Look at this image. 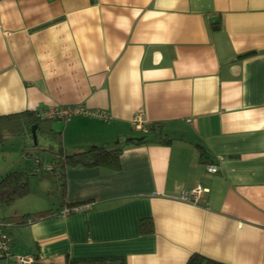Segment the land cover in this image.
I'll return each mask as SVG.
<instances>
[{
    "label": "crops",
    "instance_id": "crops-1",
    "mask_svg": "<svg viewBox=\"0 0 264 264\" xmlns=\"http://www.w3.org/2000/svg\"><path fill=\"white\" fill-rule=\"evenodd\" d=\"M77 106L88 113L51 119L65 152L118 149L120 168L68 169L46 209L91 207L11 228L14 255L264 264V0H0V115ZM138 113L156 138L133 129ZM145 135L154 141L128 142ZM11 140L0 175L33 162ZM197 185L208 191L196 204L179 199ZM31 194L0 217L41 211L26 208Z\"/></svg>",
    "mask_w": 264,
    "mask_h": 264
},
{
    "label": "trees",
    "instance_id": "trees-1",
    "mask_svg": "<svg viewBox=\"0 0 264 264\" xmlns=\"http://www.w3.org/2000/svg\"><path fill=\"white\" fill-rule=\"evenodd\" d=\"M215 29L219 27L214 26ZM51 119H44L39 112L30 110L0 115V148L8 137L25 136L31 137V130L34 125H37V136L42 134L44 137L51 138L58 143V148L49 146L45 148L52 158L47 166H52L53 174L61 179L64 186V179L66 172L70 168L76 167H104L110 170H118L120 168V153L118 149H107L104 147H92L88 150L68 154L64 150L62 142V132L56 131L52 128ZM149 130L152 137L156 138L158 134L155 131V125H150ZM142 141H128L137 145L146 142L154 141L149 139L150 136L145 135ZM149 137V138H148ZM161 142H170V140H161ZM37 143L34 146H38ZM35 147V148H36ZM34 148V147H33ZM39 156V155H38ZM204 163H210V159L202 158ZM44 161L37 157L32 163H28L22 168L15 171L0 175V204L3 206L11 205L17 199L23 198L31 194L32 190L29 185V178L36 175L42 169ZM52 173V172H51ZM62 197H64V188ZM69 207L74 205H68ZM61 211H53L52 209L41 210L33 213H26L22 215H13L0 220L5 221L11 228L31 225L40 220L47 218H55L61 216ZM142 234H149L154 231L153 222L149 218L142 219L140 222ZM187 264H223L199 254L192 255Z\"/></svg>",
    "mask_w": 264,
    "mask_h": 264
},
{
    "label": "built area",
    "instance_id": "built-area-1",
    "mask_svg": "<svg viewBox=\"0 0 264 264\" xmlns=\"http://www.w3.org/2000/svg\"><path fill=\"white\" fill-rule=\"evenodd\" d=\"M88 111L84 110L82 107H65V108H51L41 114V117L44 119H60L68 120L74 115L87 114ZM101 118L107 119L106 113L98 112L91 113ZM132 127L134 130L148 132V124L143 113L136 114L132 121ZM46 169L50 172H54L52 166H47ZM207 172L216 173L218 172V167L214 164L207 165ZM208 190L204 188L203 185H197L196 187L191 188L190 190H185L179 196V199L189 203H197L201 195ZM91 207V203L85 205H76V206H65L61 210V216H67L72 213L82 212ZM11 227L5 221L0 220V259L14 260L17 264H29L32 260L31 257H22L14 255L12 252L13 239L11 236Z\"/></svg>",
    "mask_w": 264,
    "mask_h": 264
},
{
    "label": "rangeland",
    "instance_id": "rangeland-1",
    "mask_svg": "<svg viewBox=\"0 0 264 264\" xmlns=\"http://www.w3.org/2000/svg\"><path fill=\"white\" fill-rule=\"evenodd\" d=\"M55 123H59L60 126L63 127L65 121L59 120L55 121ZM37 141L39 145L36 147L34 146L35 144L32 137L22 138L20 136H14L13 140L9 141L8 143H13V147H26L27 145L30 146L32 149L30 151L32 152L33 162L39 154L41 158H44L42 160L44 161V165L47 166V164L50 163L51 156L50 153L45 150V148H48L52 145L57 149L58 143L52 140L51 138L44 137L42 134L37 136ZM23 150L24 148H22L21 151ZM30 151L28 150V152ZM13 156H15L13 157V159L16 160L17 154ZM59 183H61V179L42 166V169L38 174L32 175L29 178V185L32 190V194L30 196V198H32V202L26 205V208H36L37 210L49 208L51 204L57 201L58 199V192L59 188L61 187Z\"/></svg>",
    "mask_w": 264,
    "mask_h": 264
},
{
    "label": "water",
    "instance_id": "water-1",
    "mask_svg": "<svg viewBox=\"0 0 264 264\" xmlns=\"http://www.w3.org/2000/svg\"><path fill=\"white\" fill-rule=\"evenodd\" d=\"M36 130H37V125H34L32 127V130H31V137H32L35 145L38 143V141H37V131ZM135 140L136 141H142V140H144V137L135 138Z\"/></svg>",
    "mask_w": 264,
    "mask_h": 264
}]
</instances>
